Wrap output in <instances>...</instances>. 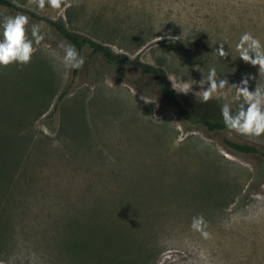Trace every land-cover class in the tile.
I'll return each mask as SVG.
<instances>
[{
	"label": "rangeland",
	"instance_id": "1",
	"mask_svg": "<svg viewBox=\"0 0 264 264\" xmlns=\"http://www.w3.org/2000/svg\"><path fill=\"white\" fill-rule=\"evenodd\" d=\"M11 1L163 70L171 86L194 83L179 93L199 103H241L227 88L202 99L209 66L229 85L248 76L250 91L264 88L235 47L245 31L264 42V0ZM17 13L46 38L28 64L0 66V264H264L259 160L222 144L264 150V136L186 125L152 78L88 48L65 68L69 42L0 6V19ZM221 40L225 57L212 54Z\"/></svg>",
	"mask_w": 264,
	"mask_h": 264
},
{
	"label": "clouds",
	"instance_id": "2",
	"mask_svg": "<svg viewBox=\"0 0 264 264\" xmlns=\"http://www.w3.org/2000/svg\"><path fill=\"white\" fill-rule=\"evenodd\" d=\"M56 0H52L55 3ZM169 40L178 39L169 34H165ZM46 38V33L41 31L39 23L30 22V18L23 14L8 15L0 19V66L11 64H28L36 51V45ZM162 39L164 37H161ZM226 40L217 42L218 48H214L212 54L219 57H225L231 54V50L225 51ZM61 62L65 68H79L85 58L76 47L71 44L62 43ZM238 57L243 61L259 66V72L264 73V42L251 32H243L236 43ZM207 87L202 88V99L207 101L218 90L235 89L241 98V103L234 111L229 103H223L220 106V115L223 118L225 126L230 130L252 137L264 136V88L259 84L255 90H249V77L244 76L238 84L229 85L227 79L218 75L215 66H209L207 72ZM196 83V82H195ZM189 81L173 82V88L178 92L187 93L192 89ZM142 99L145 100L144 96ZM203 223L202 217H194L192 227L198 229Z\"/></svg>",
	"mask_w": 264,
	"mask_h": 264
},
{
	"label": "trees",
	"instance_id": "3",
	"mask_svg": "<svg viewBox=\"0 0 264 264\" xmlns=\"http://www.w3.org/2000/svg\"><path fill=\"white\" fill-rule=\"evenodd\" d=\"M0 6L28 13L33 18L48 23L63 39L73 44L77 50L88 48L91 50L92 54L100 55L107 63L111 65L131 66L143 71L146 75L152 78L154 84L159 89L160 95L165 101L166 105L174 108L177 111L184 124L192 126L200 125L207 130L208 134H212L214 132L232 131L225 126L223 119H214V115L220 107H217L212 101L199 103L189 98L187 95L177 92L169 83L167 75L163 70L149 64H144L139 60H131L125 54L114 52L107 45L98 43L88 37L74 33L66 27L63 20L54 21L40 17L35 13L21 9L11 0H0ZM68 94L69 91H63L60 94L58 102L48 118L56 114L58 103L66 98ZM47 126L50 127L51 123H48ZM222 144L231 153L257 158L259 160L260 167L256 177V181H261L262 178H264L263 149L251 143L235 142L228 137L222 138Z\"/></svg>",
	"mask_w": 264,
	"mask_h": 264
}]
</instances>
